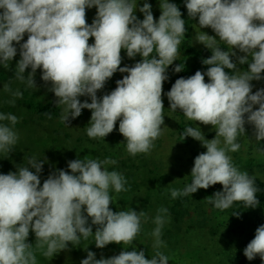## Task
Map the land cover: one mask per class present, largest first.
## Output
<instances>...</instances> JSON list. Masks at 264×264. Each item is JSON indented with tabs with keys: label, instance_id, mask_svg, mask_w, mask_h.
Returning <instances> with one entry per match:
<instances>
[{
	"label": "clouds",
	"instance_id": "9594fccd",
	"mask_svg": "<svg viewBox=\"0 0 264 264\" xmlns=\"http://www.w3.org/2000/svg\"><path fill=\"white\" fill-rule=\"evenodd\" d=\"M159 6L161 14L156 20L151 4L145 2L139 7L143 13L140 20L135 15L137 0H0V64L9 68L17 55L14 42L19 44L21 58L15 79L35 89V73L41 69V79L50 82L49 90L58 98L56 106H63V123L88 109L89 138L104 139L119 121L127 153L133 157L149 154L163 131L166 71L177 60L187 31L175 3L160 0ZM92 7L97 12L88 24L86 9ZM185 7L189 18L198 17L199 29L211 28L215 33L197 31L194 37L212 54L202 61L209 66L206 73L197 70L188 78H178L166 95L173 112L179 109L187 119L211 125L216 135L209 140L199 127H186L182 140L192 137L206 151L194 159L191 183L183 190L170 189V195L175 199L220 184L222 191L206 198L216 209L224 211L234 203L255 208L260 203L256 176L235 166L229 153L240 150L246 123L254 126L255 141H264V88L253 93L251 83L264 79V0H185ZM26 33L27 40L21 43ZM90 38L94 43L89 44ZM221 44L228 50H222ZM234 49L245 54L237 60L246 69L238 68L231 59L236 56ZM122 50L129 58L140 55L141 60L121 67ZM183 67L179 64L174 71ZM117 71L127 75L116 81L109 94L98 98L97 92ZM4 91L17 98L23 95L9 84L4 85ZM82 96L91 102H81ZM0 121L15 126L18 118L0 113ZM9 124L0 123V153L7 155L19 139ZM256 152L264 156V148ZM45 162L31 156L27 166H18L17 172L0 174V264H37V252L52 258L69 243L79 245L89 237H94L95 246L101 249L110 243L133 244L146 213L111 210L110 190H129L125 176L106 167L115 165L116 160L85 156L69 161L70 172L59 169L41 186ZM166 213V208L158 209L153 220L155 254L151 259L144 251H121L100 259L87 251L81 264H168L169 257L160 251L165 246L161 230L165 224L162 214ZM233 215L239 218V212ZM89 218L91 225L97 226L94 233ZM30 231L35 234V244L27 242ZM243 254L249 261L257 255L264 261V224L256 228Z\"/></svg>",
	"mask_w": 264,
	"mask_h": 264
},
{
	"label": "rangeland",
	"instance_id": "374dc122",
	"mask_svg": "<svg viewBox=\"0 0 264 264\" xmlns=\"http://www.w3.org/2000/svg\"><path fill=\"white\" fill-rule=\"evenodd\" d=\"M137 2L138 7L135 15L138 19H143V13L139 11V7H142L147 2L151 4V11L154 18L158 20L161 14L159 6L160 0H137ZM169 2L176 4V0H169ZM96 12L97 9L95 7L86 9V21L88 24L93 22ZM197 31H203L213 36H215V33L211 28L199 29L198 17L193 19L191 44L198 49H207L204 45L195 41L194 37ZM216 38L219 39V37ZM26 40L27 33L21 43ZM92 43H94V38L89 39V44ZM14 46L17 48V55L9 62V68L5 69L0 64V72L8 76L7 81L0 82V113H11L17 116L18 122L15 126L10 125L8 121H0V123L9 124L10 127H14L19 139L13 147V151L8 155L0 153V159H2L0 165H5L2 161L9 156H35L38 159L46 160L42 172L48 173L49 175L54 173L58 167L60 169L58 162L62 164V160L66 157V154L71 155L69 160L72 158L75 159L80 155L76 153L77 149L73 145V141H70L68 144L51 142L49 138L52 137L53 128L57 126L56 122L51 123L46 121L37 124V122H33L27 118L26 115H21V109L18 108L19 105L17 104L18 98L4 91L5 84H9L13 91L19 90L20 85H26V83H21L15 79L16 63L21 57L19 54L20 45L14 42ZM221 46L227 48L224 44H221ZM234 51H236V56H232L231 58L236 62L238 68L246 69L247 66L240 65L237 60L238 56L245 54L239 52L238 49H234ZM121 56V67H124L123 65L126 63L133 66L139 59L141 60L140 55L129 58L126 50L121 51ZM181 56L182 52L179 45V55L176 61ZM176 61L170 66L173 68L176 67ZM30 71V68L26 69L25 75L27 76ZM124 75H127V73H120L119 71L114 73L112 79L115 81V88L116 81L122 79ZM41 76V69H37L34 77L36 88L32 91L37 92L44 100H47L50 98L49 94L51 91L49 89L51 84L50 82L45 83L41 79ZM262 76H264V73H262ZM251 83L254 93L264 85V79L260 81L254 80ZM53 98L55 100L58 99L56 96ZM79 99L81 102H84L90 98L82 96ZM12 100L15 101L14 104L9 103ZM162 100L165 108L164 124L161 126L163 128L162 135L154 142V147L149 154L141 155L144 156L145 162L151 169H156L159 174L167 176L168 179L170 178V184H172V179L176 183L174 188L183 190L186 186L185 179L191 175L195 157L201 152H205L206 148L202 146L200 141L194 140L192 137H186L182 140V136L180 135L181 126L199 127L205 138L209 140L215 138L216 131L211 125H203L187 119L179 109L173 112L170 109L168 99L163 93ZM256 107L258 105L254 106V109ZM12 108L14 111L11 110ZM81 115H83L82 118L77 117L73 119L69 117V121H79L80 123H85V125L89 124L91 111L82 109ZM24 119L27 120L28 124H25L27 122L24 123ZM245 129V136L239 139L241 143L240 150L235 153H229V155L232 157L235 166L241 171H247L250 176L255 175L256 177L264 179V156H259L256 152L257 148H264V141H260L259 143L255 141L254 126L246 123ZM90 139L94 144L88 145L90 149H92V146L96 147V159L104 160L105 158H110L117 161L115 165L106 166L109 171H120L123 159L134 158L127 153L125 139L117 132H111L104 139ZM142 160L143 158L140 159V162ZM24 166L27 165L25 164ZM28 167L30 171H35L31 166ZM61 167L66 170L65 165L62 164ZM144 191V185H142L141 191L138 194L141 196L140 199L142 201H137L135 197L138 195L134 193H124V195L123 192L116 193L114 190H110V195L114 201V203L110 204V208L114 212L135 209L139 213L145 207L152 205L148 209V214L154 213L156 208H166L167 213L162 214L165 217V229L161 230V240L165 246L161 247L160 251L169 257L168 264H264V261L260 259L259 255L249 261L243 254L244 248L254 238L256 228L264 224V208H245L243 205L231 206L229 209L221 211L208 203L206 197L198 192L173 199L170 191H163L162 188L156 185V187L150 190L147 200H144ZM128 195H130V198L128 201H125L124 198H127ZM234 212H239V218L233 215ZM141 220L143 221V218ZM88 223L91 225L90 218ZM92 228L95 229V227ZM141 250L144 253L148 251L145 247H142ZM154 254L155 250L153 249V254L148 252L147 258L151 259ZM36 255L38 257L37 264H47L45 263V259L47 258L39 252ZM49 259L51 262L54 261L52 258ZM81 259L80 261H82ZM78 264H81V262Z\"/></svg>",
	"mask_w": 264,
	"mask_h": 264
},
{
	"label": "trees",
	"instance_id": "16d2710c",
	"mask_svg": "<svg viewBox=\"0 0 264 264\" xmlns=\"http://www.w3.org/2000/svg\"><path fill=\"white\" fill-rule=\"evenodd\" d=\"M176 5L178 6V8L182 13V19H185V27L187 29L185 37L184 39H182V42L180 44V50L182 52V56L180 59H178V61H176V66L182 64L184 65V67L183 70L180 72H175L174 71L175 67L173 68L172 66H169L167 68L166 74L168 76V79L163 83V94L165 95L166 98H167L166 95L167 92L171 89L172 85L175 83V81L178 78L180 77L188 78L194 75L197 70L206 73L207 68L209 66L203 64L202 61L203 59L209 58L212 54L210 49H198L192 46L191 28H192L193 19L188 17L187 9L185 7V0H176ZM221 49L227 51V48L224 46H221ZM138 61H140V59ZM233 62L235 61L233 60ZM123 66L131 67L128 63L124 64ZM225 70L230 71L227 69ZM7 80H8V76L0 72V82ZM205 82H208L207 76H205ZM260 88H264V85H262ZM114 89H115V81L112 78H110L106 82L105 87L97 92V96L98 98L102 97L105 94H109ZM32 90L33 88H29L27 85H20L19 91L23 93L22 97L18 98L17 101V104L19 105L18 108L21 109L20 114L26 115L27 118L31 119L33 122H37V124L46 121L51 123L56 122L57 126L53 128L52 137L49 138L52 143L68 144L70 143V141H73L74 142L73 145H75V148L77 149L76 153L80 155L75 159H79V158L83 159L85 156L96 159V154H95L96 147L92 146V149H90V146L88 145V144L91 145L94 144V142H92V140L86 134V129L88 127V124L85 125V123H80L79 121L77 122L68 121L66 122V124L63 123L61 120V115L63 113V106H56L57 100L53 98L55 94L53 92H50L49 94L50 98L44 100L41 95H39L37 92H33L34 90L33 91ZM88 102H91V100L89 99ZM11 110L14 111L13 108ZM82 116L83 115H80L79 117L82 118ZM25 122H27V120H25L24 123ZM25 124H28V122ZM185 129L186 126H181L180 129L181 136ZM113 132L119 133V121H117V124ZM65 156L66 157L62 160V164L65 165L66 171L70 172V169H68V162L75 159L72 158L69 160V158L71 157V155L69 154H66ZM27 158L29 157H18V156L7 157L2 161L5 165L2 164H1L2 166L0 165V174L17 172L18 166H24L25 164H27ZM141 158H143L142 162H140ZM1 160L2 159H0V161ZM58 163L60 169L65 170V168L61 167L62 164L60 162ZM121 164L122 165L120 167V171L118 172H120L125 176L127 180V184L125 185V187L129 189L128 191H124L123 194L134 193L135 195H138L139 192L141 191L142 185H144L145 195L143 196V199L147 200L150 194V190L156 187V185L162 188L163 191L164 190L170 191V189H172V187L174 188L176 185V183L172 181V179H171L172 184H170L169 183L170 178L168 179L167 176L159 174L157 172L158 170L151 169L145 162L144 156H142L141 154H137L136 156H134L133 159L132 158L123 159ZM58 168L54 172L59 170ZM49 175L48 173H44V172L40 173L41 186L44 180L47 179ZM171 177H173V175H171ZM191 181H192L191 176H188L185 179V185L190 184ZM255 184L258 188V192L256 193V195L260 202L257 207L264 208V179L256 177ZM216 191H222V185L216 184L210 186L207 190L205 189L197 190L198 193L202 194L206 198L208 196L213 195V193ZM129 198L130 195H128L127 198H124V200L128 201ZM135 198H137V201H142L140 199L141 196L139 195L136 196ZM232 206H243V204L234 203ZM151 207L152 205H149L148 207H145L143 209V211L146 213V216L142 217L143 221L141 220V231L136 236L132 245L110 243L103 248L104 250L102 249V251H100L101 248H97L95 246L94 237H89L87 240L81 239L79 245L73 246L71 243H69L67 249L60 251L59 253H57L52 257V259L54 260L53 262L49 261L50 259L47 258L45 259V263L78 264L79 262H81L80 258H82L81 260H83L87 257V251L94 252L95 258L100 259L101 257L110 258L112 256L118 255L121 251H132V250L142 251L141 250L142 247H145L148 250L147 252H145V257L147 258L148 252H151L153 254L152 246L154 243V237L151 235V233L156 227V225L153 223V220L155 216L158 214V209H159L156 208L154 213L148 214V209ZM91 226L95 227V229L92 228V230L96 231L97 226L96 225H91ZM163 229H165L164 226L162 230ZM95 231H93V233ZM35 240H36L35 234L30 231L27 242L31 244H35ZM90 241L92 243L91 245H90ZM85 247H87V250H85Z\"/></svg>",
	"mask_w": 264,
	"mask_h": 264
}]
</instances>
